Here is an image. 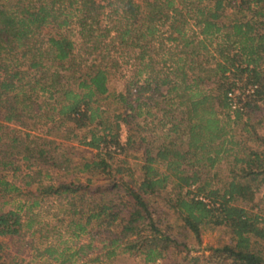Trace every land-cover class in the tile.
<instances>
[{
    "label": "trees",
    "instance_id": "1",
    "mask_svg": "<svg viewBox=\"0 0 264 264\" xmlns=\"http://www.w3.org/2000/svg\"><path fill=\"white\" fill-rule=\"evenodd\" d=\"M108 4L118 18L102 28L105 7L97 0H0V62L15 59L8 67L0 63V237L42 232L34 211L55 200L73 243L39 250L40 264H106L120 255L145 264H201L205 254L193 255V243L201 249L204 229L232 236L201 249L210 251L209 264H264V218L243 206L264 186L257 129L264 128V0ZM168 23L172 31L162 38ZM73 25L79 49L70 35L49 37L47 48L39 44L44 29ZM105 43L116 54H134L136 75L123 91L110 87L120 63L98 53ZM83 52L90 57L85 70ZM238 81L257 89L245 111L232 116L228 93ZM154 101L161 120L149 106ZM150 118L165 129L160 143L149 136ZM243 133L263 147L247 148ZM71 141L96 150V157L75 165ZM226 160L222 178L218 166ZM21 165L30 169L27 186L39 181L36 197L5 210L7 198L20 192L7 175L17 176ZM50 171L82 178L42 182ZM161 203L175 222L165 223ZM86 235L87 243L79 241ZM4 251L0 243V264L9 257Z\"/></svg>",
    "mask_w": 264,
    "mask_h": 264
},
{
    "label": "rangeland",
    "instance_id": "2",
    "mask_svg": "<svg viewBox=\"0 0 264 264\" xmlns=\"http://www.w3.org/2000/svg\"><path fill=\"white\" fill-rule=\"evenodd\" d=\"M98 3L105 7L103 9V15L101 17V27L105 28L106 26H110V23L114 24V18H118V16L113 15V10L112 8H108V2H112L113 0H97ZM138 3L142 4V0H136ZM114 17V18H112ZM189 29V28H188ZM190 30V29H189ZM172 30L170 29V23L168 25L161 27V33L159 36H162V38H168L170 36V32ZM70 35L74 42L78 44V49L80 48V34H79V28L75 25L71 26L70 28L66 29H58L56 27L50 26L46 29L43 30L41 33V39L42 41L39 43L40 45L44 46L47 48L48 46V41L47 39L51 36H58V35ZM100 35V32H96V35ZM115 34L113 33L112 36ZM37 40H39V37H37ZM36 42V40H34ZM108 43H111L110 38L106 40ZM108 43H105L104 50L100 47L98 53L103 54H108L110 53L113 58H116L119 61V66L118 69L113 71V76L110 81V87L114 91H123L127 88L128 83L133 80V78L136 75V68L134 66V61L131 59V55L133 56L134 54L131 52L128 53H114V49L112 46H107L109 45ZM38 44V45H39ZM110 47V50L107 51V48ZM106 50V51H105ZM107 52V53H106ZM87 53H82L81 58L83 60V63L80 65L82 66V69H86L88 66V61L90 60V57L86 55ZM80 57V54L78 55ZM81 58H78V61L81 62ZM1 65L4 67L11 66L12 64H15V59L14 57H9L6 56L1 60ZM28 63H26L27 65ZM51 65V64H49ZM25 68V65L23 67ZM55 69V68H54ZM61 70L62 76L68 75L67 72L63 71V68H59ZM53 72V70H51ZM65 80V79H63ZM140 83H143L142 81ZM141 85V84H140ZM139 85V86H140ZM138 89H133V94H136ZM146 96V95H144ZM134 98V97H133ZM156 101V100H155ZM155 101L153 103H150L149 106L152 108V112L157 114V118L160 120L163 118L162 111H160V107H157L154 105ZM263 113L259 112L254 118L253 122L256 120H259L262 118ZM150 124L149 129L153 131L152 134L149 133V136L153 140H157L158 142L160 139L163 140V136L166 133L165 129H161L159 126L155 125L157 124V121L155 118H150L148 120ZM11 127H16L14 124H6ZM260 136L264 138V128H257ZM236 130V128H235ZM245 138L247 139V148H253L257 149L260 146L263 145L262 142L257 141V139H250L249 136L245 133H243ZM128 138V132L127 128L123 126L122 130V142L125 144ZM239 139V138H237ZM54 140V139H53ZM152 140V141H153ZM58 141V140H55ZM161 142V141H160ZM159 142V143H160ZM68 145L74 146L77 148L73 156L74 164L79 165L81 162V158H88V159H94L96 157V150H92L88 147H85L84 145H80L78 141H71L67 143ZM263 147V146H262ZM14 159L16 157H13ZM228 160L222 162L219 164L218 169H220V177L222 178H227L228 172ZM18 165V164H17ZM21 169L17 176L15 175L16 173L11 172L8 173L7 179L10 182H13L16 184L18 188H20V192L12 194L7 198L8 204L4 206L5 210L9 209H19L23 204L27 203L32 204L34 201V198L36 197V188L37 185L36 183L39 182L38 180L34 181L31 186H27L26 182L27 181H32L31 178L27 177L28 174H30V169L25 168L24 165H21ZM217 169V171H218ZM216 171V172H217ZM33 175H31L32 177ZM82 175L77 174V173H64V172H57V171H50L48 174L46 172H43L42 178L40 180L44 183H57V182H67L71 181L74 178H79ZM31 194V195H30ZM28 206V205H26ZM244 207L248 208L249 210H252L256 212L257 214H260L262 218H264V186L261 187L260 189L255 191L254 197H250L248 203L243 204ZM161 207L163 208L165 212V223L171 224L172 222L176 221V215L171 212L168 208V206L164 205L161 203ZM28 210V207L24 208L22 211V215H26V211ZM34 214H37V221L38 223V228H42V232L33 234L31 231H27L26 229L22 231V233L18 236L14 237H0V243L4 246V253L6 255H9L6 259V264H40L42 260H36V256L38 255L39 250H42L46 248L47 246H55V247H60V248H65L66 246H70L73 243V239L70 237L71 236V231L67 229V220L66 216L64 213L61 211V208L59 206V202L55 200L51 201H46L42 202L40 207L35 209ZM95 233V232H94ZM103 236L100 235L98 236L96 240V244L100 246V242L103 240ZM232 240V236L230 232L226 229H217V230H208L204 229L202 231V241L203 244L201 246V249H209V248H216L219 247L223 244L230 243ZM79 241L82 243H87L89 241V237L82 236ZM193 245L196 247V252H193V255H202L205 254V258H203L201 264H209V256H210V251L209 250H202L200 247L197 245V243H193ZM199 251V252H197ZM79 264V263H78ZM106 264H145L144 260L142 258H136V257H131L127 255H120L114 260L111 261H106Z\"/></svg>",
    "mask_w": 264,
    "mask_h": 264
},
{
    "label": "built area",
    "instance_id": "3",
    "mask_svg": "<svg viewBox=\"0 0 264 264\" xmlns=\"http://www.w3.org/2000/svg\"><path fill=\"white\" fill-rule=\"evenodd\" d=\"M256 86L245 85L244 82L238 81L236 85L232 88V90L228 93V100L230 104V113L232 116L235 115L236 112L245 111L246 104L251 101L255 94ZM206 203H210L208 200L204 198H200Z\"/></svg>",
    "mask_w": 264,
    "mask_h": 264
}]
</instances>
